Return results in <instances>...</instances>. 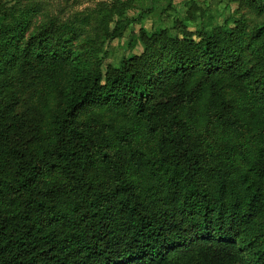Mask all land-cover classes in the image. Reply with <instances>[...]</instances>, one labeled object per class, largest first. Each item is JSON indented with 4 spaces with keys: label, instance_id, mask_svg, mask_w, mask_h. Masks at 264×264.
I'll return each instance as SVG.
<instances>
[{
    "label": "trees",
    "instance_id": "trees-1",
    "mask_svg": "<svg viewBox=\"0 0 264 264\" xmlns=\"http://www.w3.org/2000/svg\"><path fill=\"white\" fill-rule=\"evenodd\" d=\"M143 1L33 33L42 8L0 2V264H264V1L188 0L182 36Z\"/></svg>",
    "mask_w": 264,
    "mask_h": 264
},
{
    "label": "rangeland",
    "instance_id": "rangeland-1",
    "mask_svg": "<svg viewBox=\"0 0 264 264\" xmlns=\"http://www.w3.org/2000/svg\"><path fill=\"white\" fill-rule=\"evenodd\" d=\"M6 0H0L3 2ZM12 1V0H7ZM114 0H21L20 5L22 8H29L32 6H39L42 8L32 21L30 33L37 32V30L45 25L50 19H59L66 21L74 18L77 14H89L94 10H99L104 6H109ZM188 0H172V8L165 14L162 10L169 5L170 0H145L142 4H137L136 9L129 12L130 18H136L141 12L142 7H153V13L146 20L144 28L148 32H155L161 29L168 30L173 36H182V32L173 28L175 20H183L186 17V6ZM203 9H207L209 16L215 15L214 24H222L227 18L235 16V11L238 8L240 0H196ZM157 2V3H155ZM141 25L134 26V33L137 36ZM191 33L197 34L199 27L191 25L188 29ZM131 31L125 32L123 38L106 41L103 47V52L100 58H104L103 70L107 66H119L122 60L130 54H140L143 50V45L131 37ZM134 40L135 49L131 50L128 44ZM106 55V56H105Z\"/></svg>",
    "mask_w": 264,
    "mask_h": 264
},
{
    "label": "crops",
    "instance_id": "crops-1",
    "mask_svg": "<svg viewBox=\"0 0 264 264\" xmlns=\"http://www.w3.org/2000/svg\"><path fill=\"white\" fill-rule=\"evenodd\" d=\"M262 1H264V0H262Z\"/></svg>",
    "mask_w": 264,
    "mask_h": 264
}]
</instances>
